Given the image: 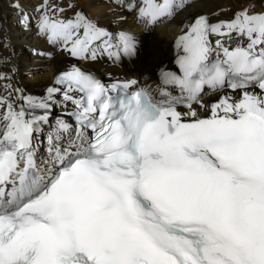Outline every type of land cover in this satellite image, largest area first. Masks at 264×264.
Listing matches in <instances>:
<instances>
[{
	"label": "bare ground",
	"instance_id": "6f19581e",
	"mask_svg": "<svg viewBox=\"0 0 264 264\" xmlns=\"http://www.w3.org/2000/svg\"><path fill=\"white\" fill-rule=\"evenodd\" d=\"M263 9L264 0H0V136H17L24 127L19 135L28 141L27 153L41 180L40 172L51 178L55 167L64 166L61 155L85 152L89 129L68 114L78 102L77 92L53 84L56 73L68 69L93 73L111 85L138 82L149 89L152 102L171 101L185 119L216 112L237 116L245 110L264 118V92L251 82L230 88L223 78L211 86L205 76L202 91L189 99L179 78L183 50L194 38L198 17H208L213 25L200 40L208 59L246 43V23ZM95 31L109 34L96 41ZM252 37L249 52L255 54L264 49V34L259 47L254 44L258 36ZM103 40L123 47L122 56L117 57L114 46H108L112 44L102 46ZM259 73L246 62L240 77L252 81ZM107 90L112 93L108 85ZM15 151L24 160L22 149Z\"/></svg>",
	"mask_w": 264,
	"mask_h": 264
},
{
	"label": "rangeland",
	"instance_id": "374dc122",
	"mask_svg": "<svg viewBox=\"0 0 264 264\" xmlns=\"http://www.w3.org/2000/svg\"><path fill=\"white\" fill-rule=\"evenodd\" d=\"M105 1H107V0H105ZM118 1H120V0H110V2H118ZM12 15H15V13H12V14H10L9 16H8V18H10V16H12ZM223 25H225V24H223ZM109 33H107L106 31H101V32H98V31H95L94 33H93V35H94V37H93V40H95L96 39V41H98L99 39H100V36H106V35H108ZM43 36H45L44 38H47L46 36H47V33L46 32H44L43 33ZM95 38V39H94ZM103 41H105V42H103ZM103 41H100V43H102V46H106L107 44H112V45H108V46H114V48L117 50V57L119 58V57H121L122 56V52H121V50H123V47H119L118 45H116V44H114V43H111L110 41H106V40H103ZM116 42V41H115ZM119 44H121V43H119ZM37 48H39L41 51H44L45 52V48H43V47H41L39 44H37V43H35L34 44ZM106 57V55L104 56V58ZM210 57V56H209ZM108 58V57H107ZM113 61V60H112ZM114 62V61H113ZM43 65V63L41 62V63H38L37 64V66L38 67H41ZM132 68V67H131ZM133 75V74H132ZM134 75H135V73H134ZM139 76H140V74H139ZM129 80H131V79H129ZM131 81H133V80H131ZM251 82V85L254 87L256 84H255V80H254V78L252 77V81H250ZM138 87H140V83H135V84H133V85H131L130 87H129V90L130 91H133V90H135L136 88H138ZM202 98V97H201ZM157 101H160V100H163V98H159V99H156ZM170 103H172L171 101H170ZM44 136V135H43ZM90 139V133L87 135V141ZM87 141H86V143H87ZM42 153V152H41ZM55 167V166H54ZM49 182V178H45V183H48Z\"/></svg>",
	"mask_w": 264,
	"mask_h": 264
}]
</instances>
